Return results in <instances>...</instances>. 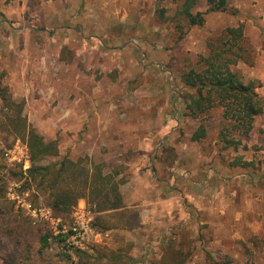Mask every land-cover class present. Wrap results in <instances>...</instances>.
<instances>
[{"label": "rangeland", "instance_id": "obj_1", "mask_svg": "<svg viewBox=\"0 0 264 264\" xmlns=\"http://www.w3.org/2000/svg\"><path fill=\"white\" fill-rule=\"evenodd\" d=\"M183 1L0 0V94L13 100L0 95V163L25 173L6 183L14 204L2 228H14L19 214L24 225L49 230L47 246L40 233L22 235L20 243L4 234L0 264H172L176 252L178 264L226 256L233 264H264V113L248 136H237L241 144L228 146L223 109L189 115L194 90L182 81L213 47H224L227 28L242 26V50L233 49L242 59L232 69L264 98V0H228L221 12H206L200 0L193 11L204 13L203 25L189 24ZM12 102L23 105L20 118ZM22 119L58 144L59 157L44 164L66 157L79 172L121 170L131 217L103 213L96 220L85 199L58 215L26 173L29 148L14 133ZM201 124L206 135L195 141ZM28 202L69 228L77 216L89 220L85 249L72 248L76 260ZM2 204L0 211L8 202Z\"/></svg>", "mask_w": 264, "mask_h": 264}, {"label": "trees", "instance_id": "obj_2", "mask_svg": "<svg viewBox=\"0 0 264 264\" xmlns=\"http://www.w3.org/2000/svg\"><path fill=\"white\" fill-rule=\"evenodd\" d=\"M199 1H183L180 12L188 19L190 25H203L205 22L204 13L193 11ZM205 1L208 4L206 12H221L228 8V0ZM224 36L227 38L226 45L224 44V47L220 48L213 47V51L211 50L208 56L202 57V68L200 70L195 67L190 68L182 75V81L185 86L194 90V93L187 95L189 102L186 104V108L189 115L198 118L211 108L221 107L223 118L227 121L221 131V138L226 145L237 146L242 143V140L237 136H248L253 129L255 117L264 113V98L256 90L253 81H244L243 77L232 69V66L237 63L236 59H242V55L237 51L242 50L239 40H243L244 37L243 27H229ZM234 48H237V51H234ZM0 95L3 101H13L11 98L8 99L2 94ZM8 106L9 108L18 107L20 118L23 105L19 106L16 102H12ZM14 133L16 136L23 137L29 148L31 166L26 171L29 180L36 184L39 191L48 194L49 205L58 215L69 214L76 208L80 199H85L87 205L95 213L96 220L103 213L122 212V216L131 217L125 212L120 191V185L123 182L121 170L117 169L104 173L103 167L97 165L90 172L85 168L79 172L76 163L66 157L54 163L44 164L43 161L49 156L59 157L56 141H46L34 128L26 126L24 121L19 127L16 126ZM205 135L206 128L204 124H201L192 138L198 141ZM2 156L0 150V158ZM2 167L5 170H2ZM24 176L25 173L21 169L7 168L6 165L0 163V206L3 205V201L8 202V205L4 206V211H0V239L6 234L15 242L20 243L22 235L40 233L39 242L43 246H47L49 230L42 234L44 229L41 225L36 228L29 224L24 225L25 220H28L27 217L22 218L19 214H13V222L16 223L14 228H2V224L8 219L6 214L13 211L12 204H14L5 196L6 183L9 178L16 177L22 181ZM26 183L29 181L22 183L24 190L31 189L30 184ZM132 218L136 222L137 215ZM135 222H128L127 225L132 227ZM56 240L63 242L65 238L60 235L57 236ZM84 253L80 252V254ZM179 257L180 252H176L175 262L172 264H178ZM211 264H233V262L226 256L225 260L214 261Z\"/></svg>", "mask_w": 264, "mask_h": 264}, {"label": "built area", "instance_id": "obj_3", "mask_svg": "<svg viewBox=\"0 0 264 264\" xmlns=\"http://www.w3.org/2000/svg\"><path fill=\"white\" fill-rule=\"evenodd\" d=\"M27 207V210L30 212L32 216H36L38 214L42 215V217L46 219H50L52 222V233L56 234V236H63L65 238L68 246V251L71 254L73 260H76V257L73 252V247L81 250L85 249V243L90 239L91 230L89 228V220L86 217L77 216L73 226L70 228L65 225L60 217L52 218L50 213H42V210L33 208L30 202L24 203ZM33 223L36 224V220H33Z\"/></svg>", "mask_w": 264, "mask_h": 264}, {"label": "crops", "instance_id": "obj_4", "mask_svg": "<svg viewBox=\"0 0 264 264\" xmlns=\"http://www.w3.org/2000/svg\"><path fill=\"white\" fill-rule=\"evenodd\" d=\"M134 197V196H133Z\"/></svg>", "mask_w": 264, "mask_h": 264}]
</instances>
